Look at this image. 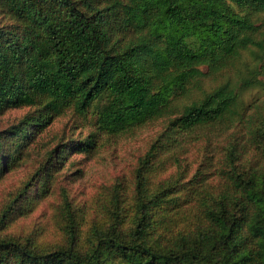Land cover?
I'll use <instances>...</instances> for the list:
<instances>
[{
  "label": "trees",
  "instance_id": "obj_1",
  "mask_svg": "<svg viewBox=\"0 0 264 264\" xmlns=\"http://www.w3.org/2000/svg\"><path fill=\"white\" fill-rule=\"evenodd\" d=\"M261 12L264 0H0V115L30 109L0 130V180L67 109H97L109 133L166 122L139 159L132 196L115 191L105 220L84 232L66 203L64 244L1 237L0 264H264V123L249 127L250 140L229 141L215 181L200 172L188 186L180 171L152 182L187 136L236 126L239 93L228 83L178 100L256 43L252 16ZM89 138L45 154L3 209L0 229L51 194ZM189 214L175 231V217Z\"/></svg>",
  "mask_w": 264,
  "mask_h": 264
},
{
  "label": "rangeland",
  "instance_id": "obj_2",
  "mask_svg": "<svg viewBox=\"0 0 264 264\" xmlns=\"http://www.w3.org/2000/svg\"><path fill=\"white\" fill-rule=\"evenodd\" d=\"M252 19L257 27L254 34L256 43L242 51L237 59L232 60L218 74L204 78L198 86L193 82L192 94L178 100L184 103L189 98L200 97L204 91L228 83L239 93L240 116L234 118L236 126L232 128L234 124L232 129H227L224 125V128L215 126L187 136L181 141V148L163 156L165 166L153 174V183L157 184L180 171H184L182 181L188 186L195 184L194 180H198L195 177L200 172L208 177L207 182L215 181L216 169L224 165V147L228 146L229 141L235 136L244 141L250 140L249 127L264 123V12L253 15ZM29 111L28 108L9 109L0 115V130L18 123ZM97 119L98 110L95 108H91L86 114H79L72 108L67 109L32 144L29 156L0 180L1 217L5 206L23 187L48 151L59 144L85 140L90 136L88 141L92 145L87 151L76 150L72 153L57 175L51 194L39 198L31 211L14 218L5 228L2 227L0 238L31 237L40 248L51 249L64 244L66 240V203L75 210L83 225L82 229L86 232L92 222L106 219L115 191L132 196L139 159L163 132L166 122L160 119L139 128L109 133L98 127ZM251 156L252 154L249 155ZM189 188L179 192L180 198L188 195ZM175 220L177 231L189 224L190 214L177 215Z\"/></svg>",
  "mask_w": 264,
  "mask_h": 264
}]
</instances>
